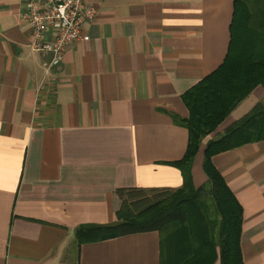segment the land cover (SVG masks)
Masks as SVG:
<instances>
[{
  "label": "crops",
  "instance_id": "1",
  "mask_svg": "<svg viewBox=\"0 0 264 264\" xmlns=\"http://www.w3.org/2000/svg\"><path fill=\"white\" fill-rule=\"evenodd\" d=\"M27 2L0 0V264H162L158 231L79 246L76 230L116 222L119 189L183 186L189 130L173 115L189 117L183 94L224 62L235 0H90L84 40L49 72ZM258 104L262 85L204 139L196 187L207 142ZM213 163L243 207L245 264H264V140Z\"/></svg>",
  "mask_w": 264,
  "mask_h": 264
},
{
  "label": "trees",
  "instance_id": "2",
  "mask_svg": "<svg viewBox=\"0 0 264 264\" xmlns=\"http://www.w3.org/2000/svg\"><path fill=\"white\" fill-rule=\"evenodd\" d=\"M264 86V0H235L231 42L224 62L183 94L187 119L173 115L189 130L184 157L174 164L184 176L178 189H119L122 206L117 221L82 225L80 246L124 235L162 234V264H245L241 250L243 207L213 157L242 145L264 140V105L258 104L204 151L206 184L196 187L192 167L202 141L248 97ZM166 247V252H165Z\"/></svg>",
  "mask_w": 264,
  "mask_h": 264
},
{
  "label": "built area",
  "instance_id": "3",
  "mask_svg": "<svg viewBox=\"0 0 264 264\" xmlns=\"http://www.w3.org/2000/svg\"><path fill=\"white\" fill-rule=\"evenodd\" d=\"M96 16L90 0H28L24 18L30 28L32 49L49 55L47 72L60 67L68 48L84 40L86 24Z\"/></svg>",
  "mask_w": 264,
  "mask_h": 264
},
{
  "label": "rangeland",
  "instance_id": "4",
  "mask_svg": "<svg viewBox=\"0 0 264 264\" xmlns=\"http://www.w3.org/2000/svg\"><path fill=\"white\" fill-rule=\"evenodd\" d=\"M225 120H226V119H225ZM225 120H224V121H225ZM224 121H223V122H224ZM223 122H222V123H223ZM222 123H221V124H222ZM221 124H220V125H221ZM220 125H219V126H220ZM219 126H218V127H219ZM218 127H217V129H218ZM217 129H216V130H217ZM216 130H215V131H216ZM215 131H213V132H215ZM213 132H212V133H213ZM212 133H211V134H212ZM208 136H209V135H208ZM208 136H207V137H208ZM205 139H206V138H205ZM203 141H204V140H203ZM203 141H202V143H203ZM201 146H202V144H201ZM201 146H200V148H201ZM199 150H200V149H199ZM72 259H73V262L75 263V261H76V255H73V256H72Z\"/></svg>",
  "mask_w": 264,
  "mask_h": 264
}]
</instances>
